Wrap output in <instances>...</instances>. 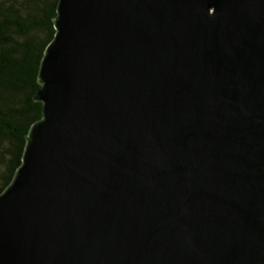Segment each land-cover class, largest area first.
<instances>
[{
	"label": "water",
	"instance_id": "95a60500",
	"mask_svg": "<svg viewBox=\"0 0 264 264\" xmlns=\"http://www.w3.org/2000/svg\"><path fill=\"white\" fill-rule=\"evenodd\" d=\"M0 264H264V0H58Z\"/></svg>",
	"mask_w": 264,
	"mask_h": 264
},
{
	"label": "trees",
	"instance_id": "16d2710c",
	"mask_svg": "<svg viewBox=\"0 0 264 264\" xmlns=\"http://www.w3.org/2000/svg\"><path fill=\"white\" fill-rule=\"evenodd\" d=\"M58 0H0V193L21 164L26 136L42 117L38 72Z\"/></svg>",
	"mask_w": 264,
	"mask_h": 264
}]
</instances>
